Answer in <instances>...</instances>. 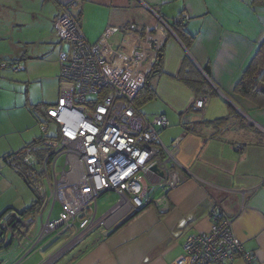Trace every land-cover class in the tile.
Returning <instances> with one entry per match:
<instances>
[{
  "label": "crops",
  "instance_id": "0c3cea01",
  "mask_svg": "<svg viewBox=\"0 0 264 264\" xmlns=\"http://www.w3.org/2000/svg\"><path fill=\"white\" fill-rule=\"evenodd\" d=\"M70 1L73 0L0 3V41L4 43L0 46V59L23 66L27 75L31 72L23 44L29 42L16 45L10 40L13 38L8 29L2 32L3 26L22 28L30 21L43 19L40 24L44 30L38 41L52 51L41 52L34 64L40 68L51 66L50 73L44 69L52 85L55 78L58 81L53 92L57 99L58 59L63 43L56 40L53 23L59 7ZM74 1L77 6L71 10L72 15L90 43L110 31V44L131 54L138 48L137 35L122 32L121 28L161 30L164 23L171 29L178 18L194 36L186 48L173 31V35L166 33L168 37L158 53L159 72L148 79L154 98L139 109L148 119L156 115L167 117L169 125L160 132V139L167 147L179 140L176 159L188 174L168 195L167 213L146 206L132 213V219L116 231L112 230L122 220L106 233L95 232L55 264H176L185 255L183 244L187 237L208 232L213 209L234 219L235 236L254 255L255 264H264V107L235 93L238 80L264 40V0ZM13 4L18 9L15 13L7 10ZM6 44L8 49L3 47ZM186 59L202 76V69L209 67L210 78H205L214 96H196L176 79ZM7 75L0 73V167L9 166L4 161L7 155L19 153L31 143L27 132L29 104L27 100H16L21 96L10 92L13 80ZM200 97L205 99L203 107L193 111L192 104ZM57 99L42 100L40 105L54 106ZM38 112L40 115L42 110ZM222 119L227 120L213 124ZM17 249L12 246L0 250V264H17L22 255ZM230 264L244 263L236 259Z\"/></svg>",
  "mask_w": 264,
  "mask_h": 264
},
{
  "label": "built area",
  "instance_id": "2783aa9c",
  "mask_svg": "<svg viewBox=\"0 0 264 264\" xmlns=\"http://www.w3.org/2000/svg\"><path fill=\"white\" fill-rule=\"evenodd\" d=\"M76 6L74 0L61 5L53 23L54 34L68 48L59 54L57 102L38 119L45 136L19 153L32 167L30 187L39 203L25 215L10 210L0 218V242L21 249L24 257L46 236L67 234L69 240L40 264H55L94 231L106 233L146 206L167 213L168 195L188 174L176 159L179 140L167 147L160 139L169 125L167 117L148 119L133 103L172 30L164 23L161 30L121 28L137 35L138 48L129 54L110 44V31L90 43L72 15ZM21 67L2 62L0 71ZM204 101L197 98L192 110L200 111ZM50 127L53 133L47 135ZM110 192L118 200L98 216L97 200ZM36 222L33 236L29 231ZM233 223L213 209L208 232L188 236L185 255L176 264H230L236 259L255 264L254 255L235 236Z\"/></svg>",
  "mask_w": 264,
  "mask_h": 264
},
{
  "label": "rangeland",
  "instance_id": "374dc122",
  "mask_svg": "<svg viewBox=\"0 0 264 264\" xmlns=\"http://www.w3.org/2000/svg\"><path fill=\"white\" fill-rule=\"evenodd\" d=\"M0 3H2V0H0ZM7 10L12 13H15L14 11H17L18 9L13 4L12 8H9ZM42 21L39 22L30 21L26 26H22V28L14 27V29H11L8 26L7 27L3 26V30H2L3 32L5 29L6 30L8 29L7 31L9 32L10 38H13L10 40H12L13 42L16 41V45L21 46L23 41H25V43L29 42L27 44H23L24 46L23 51L26 53L25 61L29 66V71L31 72L30 75L26 74V71L23 70L24 69L23 66L21 67L22 70L19 71L5 69V70H1L0 72L1 74L2 72H5L6 74H8L7 76L10 75L9 77L13 80L12 86H9L10 92L18 93L21 96V97H17L16 100L18 101L19 99H22L23 101L25 100V102L27 100L28 102L27 104H29L28 109H30L29 112L30 125L27 127V132L29 133L31 142L36 138L45 136V134H43L40 129V125L38 124L39 121L38 118L41 119L43 117L46 108L43 105H40L42 100H49L50 98L51 100L57 99V97L53 98V92L55 88L58 87V81H56L55 78L54 85L51 84V79L49 78L50 76L49 70L51 69V66L47 64L48 65L47 67L45 66L43 68H40V65L34 64V62L37 60L36 57L41 52L47 50L48 51L50 50V52L52 51V48L49 47L47 44H43L42 42L38 41L40 36L42 38V33L44 30L43 24L42 25L40 24ZM56 40L59 41L57 37ZM2 44L4 43L0 41V46ZM3 47L7 49L9 48L7 47V44ZM67 48H68L67 44L63 43L61 51L65 52ZM54 51L56 52V56H57L58 54L57 49H55ZM47 55L48 54H46V56ZM2 62L8 63V61L0 59V64ZM22 63L24 62H21V64ZM44 68H46V70L49 73H47ZM58 71L60 72L59 65H58ZM39 109L42 110V113H40V115L38 112ZM36 114L38 115V117H36ZM52 133H53V129L50 127V130L47 132V135H51ZM61 162L62 160L59 161V163ZM0 169L3 171L2 175L0 174V207L3 208L1 212L7 209V210L16 211L18 213H22L25 210L29 209L32 206L33 202L35 201L36 197L34 193L30 190V188L27 186V184L24 182L19 172L15 171L12 167L5 165L1 166ZM48 191H49L48 188L44 186V192L46 195H48ZM117 200H118V196L113 192L106 193L101 197H99V199L97 200V215L99 216L108 209H110L111 207H113L116 204ZM56 211H57V206L53 218L56 217ZM46 212L47 210L45 211L44 216H46ZM38 228L39 225L38 222H36L31 226L29 233L35 236L38 232ZM95 232H99V231L96 230L87 237H85L79 245L71 249L60 260L67 258ZM52 237H53L52 234L46 236L41 244L42 246H48L49 248L44 249L43 247L42 249V246H40L39 244V246L35 248L34 251L29 253L26 257L23 256V251H22V255L20 256L21 261L18 263L40 264L50 254H52L54 251L59 249L69 240V238H67V234H60L58 237L52 240L49 245H46ZM20 250L21 249H17L18 254L21 252Z\"/></svg>",
  "mask_w": 264,
  "mask_h": 264
},
{
  "label": "trees",
  "instance_id": "16d2710c",
  "mask_svg": "<svg viewBox=\"0 0 264 264\" xmlns=\"http://www.w3.org/2000/svg\"><path fill=\"white\" fill-rule=\"evenodd\" d=\"M171 29L176 35V37L180 39L182 43L186 46V48H189L192 40L194 39V36H192L186 30V27L182 23L181 18H178L177 22H173V24L171 25ZM160 64L161 61L159 59V61L155 64L150 74L146 77L144 85L134 97L133 103L136 106V108L140 109L141 106H143L144 104H146L147 102H149L151 99L154 98V91L148 84V79L150 75L160 67ZM202 71L205 76L210 78V70L208 66L204 67ZM205 76H202L200 72L197 69H195L186 59L182 61L181 68L176 76V79L179 80L184 85H186L188 88H190L195 93L196 96L202 95L206 97H212L214 96V92L210 89V86ZM235 93L244 99L254 102L259 107L262 108L264 107V40L258 47L256 54L254 55L250 64L248 65V67L245 69L240 79L238 80L235 86ZM227 119L215 121L213 124L218 125L226 121ZM40 140L41 137L28 144L25 148L29 146L31 147L37 145L40 142ZM19 153H13L7 155L4 158V161L15 171L19 172L24 182L27 184V186L30 188V190L34 193L36 197L32 206L21 213L25 215L28 213L30 209L35 208V206L39 203L38 201L39 195L35 190L31 189L30 187L28 173L29 170L32 169V167L29 166L27 162H25V157L20 156ZM8 211L10 210L4 211L2 215H0V218ZM132 217L133 214L124 218L117 226H115V228L112 231H116L117 229L125 225L129 220L132 219ZM10 248L11 245H4L3 243L0 242V250L2 249L8 250Z\"/></svg>",
  "mask_w": 264,
  "mask_h": 264
},
{
  "label": "water",
  "instance_id": "95a60500",
  "mask_svg": "<svg viewBox=\"0 0 264 264\" xmlns=\"http://www.w3.org/2000/svg\"><path fill=\"white\" fill-rule=\"evenodd\" d=\"M161 58V54H159L158 55V61H159V59ZM159 72V70H156L155 72H153L152 74H151V76H154L155 75V73H158ZM152 170H156V168L155 167H152ZM161 174V173H160ZM162 175V174H161Z\"/></svg>",
  "mask_w": 264,
  "mask_h": 264
}]
</instances>
